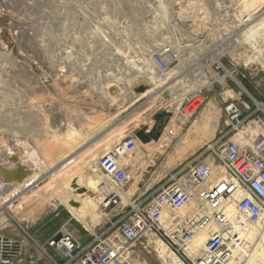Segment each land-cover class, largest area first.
Wrapping results in <instances>:
<instances>
[{"label": "built area", "instance_id": "obj_1", "mask_svg": "<svg viewBox=\"0 0 264 264\" xmlns=\"http://www.w3.org/2000/svg\"><path fill=\"white\" fill-rule=\"evenodd\" d=\"M233 7L231 0H0V47L29 77L59 79L85 96L108 93L114 91L112 84L107 87L113 74L144 52L153 76H140L154 79L153 91L164 97L170 117L178 112L190 122L205 103L204 91L224 92L223 125L215 138L142 203L130 200V211L104 233L89 232L90 241L81 243L61 229L44 244L28 233L0 234V264H23L25 257L26 264H37L33 250L49 264H134L131 250L149 233L183 258L185 246L202 230L209 239L199 264L247 257L248 229L264 217V100L256 96H262L264 65L246 48L250 43H232L243 37L245 20ZM258 16L264 19V8ZM238 78L243 84L254 80L253 92ZM95 81L96 93L90 87ZM226 92L232 96L224 97ZM252 123L259 130L255 135L246 131ZM138 142L133 132L98 160L103 210L122 202L110 189L125 190L137 175L128 160Z\"/></svg>", "mask_w": 264, "mask_h": 264}, {"label": "rangeland", "instance_id": "obj_2", "mask_svg": "<svg viewBox=\"0 0 264 264\" xmlns=\"http://www.w3.org/2000/svg\"><path fill=\"white\" fill-rule=\"evenodd\" d=\"M231 2H234L233 8L236 10V15L240 17L239 19H245L243 20L244 27L240 31L243 37H237L236 39H238L240 43L245 41L243 44L250 43L249 46L247 45L246 47L250 52H252V50L255 52L258 50L261 51V49L264 48V37L262 33L260 36H256L255 39H247L244 33L249 27L258 23L262 17L260 16L261 18L259 17L257 21H249L248 11L243 4V0H231ZM144 36L146 39L151 40V38H148L150 35L144 34ZM252 40H254V42ZM3 49H5L4 46H2L0 50V56L5 57V61L0 57V131H6L4 132L6 134L5 136H0V147L3 149L1 152L3 156H5V158H2L4 162H1L0 158V182L5 183L4 180H11L12 182L8 184L24 186V189L22 188L20 192L16 193L15 199H13L9 205H6V209L1 211L6 215V218L1 222L4 223L0 224V234L21 237L28 233L36 240H39L36 236V230L39 228L43 218L47 216L52 217L49 215V212L54 209L55 205H58L57 208L63 211L62 216L64 220L54 219L50 224L46 225V227L40 229L41 232H37V235L40 236L44 234L47 236L55 230L61 229L68 218H72L73 224L80 223L71 215L65 206L60 204L56 190L53 188L49 189L45 186L48 185L49 182L54 183L58 181L59 184L61 179L60 176L68 174L70 171H81L83 167L80 165V162L89 158L90 155V162L94 160V158H92L93 156L97 157L99 155V160L102 155L106 154L120 140L129 134L145 126L149 127V129L153 128L156 117L159 114L163 115V113H165V102L163 96L153 91L157 88L156 83L154 84V81H149L141 77V74L138 72H134L133 74L132 71V74H130L131 78L123 79L120 82H118L116 78L109 80L107 82V87L110 88L112 84L114 91L110 90L108 93L89 94L85 96L80 93V90L74 92L72 89L73 85H71L72 87H63L59 79H39L28 77L27 75L24 76L25 73H20L18 71L21 67L20 64L12 58L10 53L3 51ZM8 49L11 50L12 48L9 47ZM231 52L234 51H230V53ZM250 52H248V54ZM14 55L17 56V60L25 63L24 58L20 56L16 50H14ZM249 56L250 55H248V57ZM231 57L234 58L233 56ZM147 59L144 52L140 54L138 58L144 65L147 63ZM226 62L228 61L225 60L224 63ZM225 65H227V63ZM256 66H258V64ZM129 69L131 68L129 67ZM238 70L239 69H237V71ZM262 78L263 74H260L255 81L258 83ZM238 80L242 85L249 87V89L251 88L250 91L253 92L254 80L246 84H243L240 78H238ZM125 83H129L128 87L132 92V97L112 107L105 106L102 102L103 99L99 98L100 95L103 97L105 95H114L123 88V84ZM90 87L94 88V93L97 92L98 88H96V81L94 84H91ZM221 92L220 88L204 91L205 103L190 122H187L188 125L184 124L181 126L184 123V118L181 116L176 118L178 125L182 127L179 133L180 137L173 143L168 144L163 155L153 158L152 161L146 165L145 162H147L148 158L142 154V161L138 163L137 172V175L139 173L141 174V179L137 182L134 178L124 190L127 192L131 191V187L136 184L137 189L134 194L130 196V200H138L139 203H142L146 197L154 194L158 187L153 188L156 185H153V182L159 177L169 157L172 156V153L175 151L176 147H178L182 136L190 129L193 123H195L198 117L210 104L213 105L219 113L218 120L222 127L223 120L221 119L220 110L222 108ZM260 93L262 96L256 93L257 98L259 100H264V83L261 85ZM144 94L146 95L142 96ZM223 96L228 97L232 96V94L226 92ZM152 100H155L154 104H151ZM174 115L171 117L170 115L168 117L166 116L164 119L165 122L161 125L163 134ZM176 116H178L177 112L175 117ZM31 123H33L36 130H40L41 126H43V129L47 131V134L44 135L48 139L42 143H26L21 147L20 145H15L13 147L9 146L12 138V140L18 144L23 142L21 141L22 135L17 137L11 135L12 130L9 126H16L19 124V127L22 128L25 124ZM217 133L215 134L217 135ZM91 138H97L98 141L83 149L89 144ZM160 139L153 142L158 143ZM37 145L40 147L41 145L44 146L45 151H36ZM25 146V151L21 153L20 150L25 148ZM106 150L107 152H105ZM141 153V146H139L135 155H141ZM174 169L172 171H174ZM81 172L83 173L85 171L82 170ZM18 178H23V181L16 182L15 180ZM168 179L169 178H167V180ZM167 180L164 183H166ZM41 190H46L47 192L42 195ZM119 204L117 206H111L106 210H103L101 205L104 216L101 218L100 223L92 229L93 232L98 235L104 233L107 228L111 226L110 222H115L130 211L129 204L122 208L118 207ZM19 220H23V222ZM257 224L262 226L261 222ZM257 224L255 225L257 226ZM259 232L260 230L257 232L255 238L260 241L262 237ZM83 239L86 240V237H83ZM122 241L124 242V240ZM159 241L160 239L153 233H149L147 237L139 240L133 246L130 253L133 261H138L141 264H165L162 259H160L155 249ZM34 253L37 264H49L38 250L37 252L34 250L31 251L30 255ZM181 255L183 258L177 257L184 264H197L193 255L190 257L189 254L185 252ZM28 261V258L25 257L23 264H26Z\"/></svg>", "mask_w": 264, "mask_h": 264}, {"label": "bare ground", "instance_id": "obj_3", "mask_svg": "<svg viewBox=\"0 0 264 264\" xmlns=\"http://www.w3.org/2000/svg\"><path fill=\"white\" fill-rule=\"evenodd\" d=\"M243 4L245 5L246 10L248 11V16H249L248 20L257 21V19L260 17L258 16V14L264 8V0H243ZM263 29H264V19L262 18L260 19V21H258V23L249 27L248 30L244 33V35L246 36L247 39L250 38L255 39L256 36L258 37L260 36L261 33H263ZM235 42L240 43L238 39L232 40L233 44ZM256 52L258 53V55L255 53L257 60L264 65V57L262 55V51L258 50ZM129 67L131 69H129ZM129 67L121 68L117 73L113 74V79L116 78L118 82L122 81L123 79H129L131 78L130 74H132V71L133 74L134 72L136 73L138 72L140 74H148L150 76H153V74L151 73L152 72L151 68L149 66V59H147V63H145V65L140 60H138V62H134L133 65ZM23 68H19L18 71L20 73H25L24 76H26L27 68L26 69ZM151 81H154V79H152ZM128 86L129 83H125L123 84V88L120 89L119 92H116L114 95H110V96L105 95L104 97L100 95L99 98L103 99L102 102L107 107H112L116 104L122 103L126 101L128 98L132 97V92L129 90ZM145 95L146 94L142 96ZM154 102L155 100H152L151 104H154ZM175 115L170 120V123L166 128L164 134L162 133L163 135H161L162 137H160L161 139L158 143H154L152 141L149 144H142L141 142H138V148L139 146H141L142 153L141 155L134 154L131 157V159L128 160V164L129 166H131V168L138 171V163L142 161V157H143L142 154H144L146 158H148L147 162H145V164L147 165L152 161L153 158L163 155L164 151L167 149L168 144L173 143L180 137L179 133L182 127L178 125L176 120L177 116L175 117ZM218 116L219 113L217 112L215 107L210 104L207 107V109H205L203 113L198 117L195 123H193L190 129L182 136V138L179 141L178 147H176L175 151L172 153V156L169 157L168 162L165 164V167L161 171L159 177L153 182V185L157 184L162 180H165L167 175L174 168L185 162V160H187L190 156H192L195 152H197L202 146H205V144L210 143L215 138L216 135L215 133H217V130L220 125ZM187 120H188L187 118H184L183 120L184 123L181 126L187 124ZM25 125H29V124H25ZM246 131L250 135H255L259 132L258 128L254 126L253 123L248 126ZM0 132L6 134L4 133L6 131H0ZM105 152H107V150ZM0 155H1L0 158L2 159L3 157L2 153H0ZM95 157L96 156L92 157L94 158V160H92L91 162H90L91 155L89 156V158L80 162V165L83 167L81 168V171L83 170L85 172L82 173L80 170L70 171V173L60 176L61 179L59 181V184L58 181L54 183L49 182L48 185L45 186L49 189L53 188L56 190L60 204L65 206L66 209L71 213V215L77 221H79L88 231L89 230L92 231V229L100 223L101 218L104 216L103 211L101 209V203L104 200V195L101 193L100 190V185L102 184L104 179L97 167V161L99 155L96 158ZM140 179H141V174L139 173L137 176H135V180L138 182ZM23 187L24 186H19L16 184H5L0 182V194L10 189L9 193H7L3 197L2 196L0 197V224H3L4 222L3 223L1 222L6 218V215H4L1 211L7 208L6 205H9V203H11L13 199H15L16 193L20 192V190H22ZM136 189H137L136 184H134L131 187V191L128 192L115 187L111 188L110 190H115L122 196V203L119 204L118 206L119 208H122L125 205L130 204V196L134 194ZM46 192H47L46 190H41L42 195H44ZM181 214L186 215V211H182ZM19 221L23 222V220H19ZM259 222H261L262 226L260 224L255 223L257 224V226L255 224H252L248 229L246 235L245 247L250 252L247 255V257L244 258L243 256H239L238 258H235V260H232L228 264H264V217H262ZM259 230H260L259 233L261 234L262 237L260 241L255 238ZM207 232H208L207 230H202L198 232L184 248L185 253H188L190 257H192V255L193 257H195L197 264H199L201 260L200 257H202L201 256L202 251L204 250L205 244L209 239V235ZM168 234L169 236L173 237L172 233L168 232ZM155 249L158 252L160 259H162V261L165 264H184L162 240L158 242ZM133 262L134 264H141L138 261H133Z\"/></svg>", "mask_w": 264, "mask_h": 264}, {"label": "crops", "instance_id": "obj_4", "mask_svg": "<svg viewBox=\"0 0 264 264\" xmlns=\"http://www.w3.org/2000/svg\"><path fill=\"white\" fill-rule=\"evenodd\" d=\"M32 124V125H31ZM28 125H24V127L22 126L19 127V124L15 126H9V128L12 130V134L11 135H15L14 137H17V136H21L22 135V138H21V142L20 144L16 143L15 141H13L11 139V144L9 146L13 147V146H19L20 147L23 145V144H26V143H33V142H38V143H42L44 141H46V139H48L44 134H47V131L43 129V126H41V129L40 130H36L35 126L33 125V123H31ZM26 126V127H25ZM33 126V127H31ZM14 127V128H13ZM14 129V130H13ZM19 129V130H18ZM22 129V130H21ZM26 129V130H25ZM23 131V132H21ZM10 140V139H9ZM91 141H89V144L84 147L83 149L89 147L90 145H93L95 144V142L98 141L97 138H91L90 139ZM35 144V143H34ZM44 145V144H43ZM38 147L36 148V151H45L44 150V146L41 145V147L39 145H37ZM40 147V148H39ZM26 149V146L25 148H22L20 151L21 153H23ZM2 147H0V151H2ZM47 152V150H46ZM2 153V152H0ZM3 155V153H2ZM2 158H5V156H3ZM1 162H4L3 159H1ZM143 195V194H142ZM58 205H55L54 206V209H52L49 213V215H51L52 217H45L41 220V224L39 226V228L36 230V236L37 238L39 239L38 242H40L41 244H44L46 243V241L48 239H50L52 236H54L55 234H57L61 229H64L66 231H68L69 233H71L72 235H74L81 243H87L90 241V235H89V232H87L88 230H86V228L78 223V224H73V220L72 218H68L65 223L63 224V226L61 227V229L59 230H55L54 232H52L50 235H37L38 233L37 232H41L40 229L46 227V225L50 224L54 219H58V220H64V217L62 216V210H59L58 208ZM44 223V224H43ZM91 231V230H89ZM93 232V230L91 231ZM94 233V232H93ZM83 237H86V240L83 239ZM31 248V247H30Z\"/></svg>", "mask_w": 264, "mask_h": 264}, {"label": "water", "instance_id": "obj_5", "mask_svg": "<svg viewBox=\"0 0 264 264\" xmlns=\"http://www.w3.org/2000/svg\"><path fill=\"white\" fill-rule=\"evenodd\" d=\"M163 116H169L167 113H163ZM162 135V132H158L157 134L154 133V127L149 129L148 127H143L135 132V137L142 143V144H149L152 141H157L160 139ZM5 184H8L12 182L11 180H4ZM16 182L18 181H23V178H18L15 180ZM10 192V189L4 191L3 193L0 194V197L5 196L7 193Z\"/></svg>", "mask_w": 264, "mask_h": 264}, {"label": "flooded vegetation", "instance_id": "obj_6", "mask_svg": "<svg viewBox=\"0 0 264 264\" xmlns=\"http://www.w3.org/2000/svg\"><path fill=\"white\" fill-rule=\"evenodd\" d=\"M166 116H163L162 114H159L156 117L155 125H154V133L157 134L158 132H162L161 125L164 124Z\"/></svg>", "mask_w": 264, "mask_h": 264}]
</instances>
